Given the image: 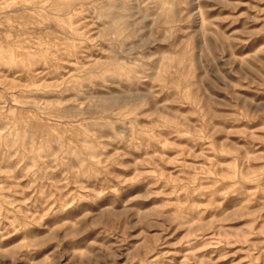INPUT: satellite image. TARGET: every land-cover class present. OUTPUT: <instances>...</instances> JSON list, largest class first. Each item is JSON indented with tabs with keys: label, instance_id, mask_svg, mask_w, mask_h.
Returning <instances> with one entry per match:
<instances>
[{
	"label": "rangeland",
	"instance_id": "1",
	"mask_svg": "<svg viewBox=\"0 0 264 264\" xmlns=\"http://www.w3.org/2000/svg\"><path fill=\"white\" fill-rule=\"evenodd\" d=\"M0 264H264V0H0Z\"/></svg>",
	"mask_w": 264,
	"mask_h": 264
}]
</instances>
